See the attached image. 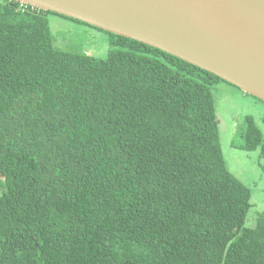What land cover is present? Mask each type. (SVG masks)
<instances>
[{
	"label": "trees",
	"instance_id": "trees-1",
	"mask_svg": "<svg viewBox=\"0 0 264 264\" xmlns=\"http://www.w3.org/2000/svg\"><path fill=\"white\" fill-rule=\"evenodd\" d=\"M50 15L113 49L62 48ZM219 82L233 85L0 0V264H264V212L246 225L252 191L221 145ZM238 133L264 162L252 116Z\"/></svg>",
	"mask_w": 264,
	"mask_h": 264
},
{
	"label": "water",
	"instance_id": "water-1",
	"mask_svg": "<svg viewBox=\"0 0 264 264\" xmlns=\"http://www.w3.org/2000/svg\"><path fill=\"white\" fill-rule=\"evenodd\" d=\"M132 38L264 102V0H15Z\"/></svg>",
	"mask_w": 264,
	"mask_h": 264
},
{
	"label": "rangeland",
	"instance_id": "rangeland-1",
	"mask_svg": "<svg viewBox=\"0 0 264 264\" xmlns=\"http://www.w3.org/2000/svg\"><path fill=\"white\" fill-rule=\"evenodd\" d=\"M49 20L62 48L84 51L99 58H106L113 49L109 35L103 31L57 15H50ZM211 89L216 99L227 167L252 191V206L246 225L254 226L258 216L264 212V162L259 157V150L249 152L239 147L242 139L238 129L244 117L252 116L264 133V102L225 82L214 84Z\"/></svg>",
	"mask_w": 264,
	"mask_h": 264
}]
</instances>
